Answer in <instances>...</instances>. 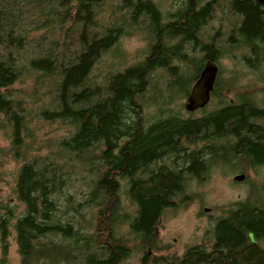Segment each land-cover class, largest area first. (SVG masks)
<instances>
[{
  "label": "trees",
  "instance_id": "trees-1",
  "mask_svg": "<svg viewBox=\"0 0 264 264\" xmlns=\"http://www.w3.org/2000/svg\"><path fill=\"white\" fill-rule=\"evenodd\" d=\"M225 11V43L219 31L203 40ZM165 18L153 0H0V131L9 138L0 166L19 164L13 195L23 206L14 216L0 204L2 263L13 222L20 264H124L134 252L138 264H264L247 237L264 241L263 197L225 208L210 247L160 254L157 234L190 181L217 165L264 167V2L180 0ZM135 35L145 37L143 60L92 79L101 58ZM236 55L255 76L248 85L223 79L219 63ZM207 64L217 68L207 105L220 106L198 118L141 117L157 102L145 98L156 74L167 77L170 105L188 99ZM35 120L67 134L37 136Z\"/></svg>",
  "mask_w": 264,
  "mask_h": 264
},
{
  "label": "rangeland",
  "instance_id": "rangeland-1",
  "mask_svg": "<svg viewBox=\"0 0 264 264\" xmlns=\"http://www.w3.org/2000/svg\"><path fill=\"white\" fill-rule=\"evenodd\" d=\"M153 1L160 9L163 16H166L180 0ZM224 5L225 2L222 3L221 7L225 10L226 6L224 7ZM224 15V21H221V17H218L204 28L203 40L209 35H214L215 32L219 31L218 39L221 43H225L229 36L228 33L230 32V25L233 23V18L228 15L227 11H225ZM220 23L223 27H219ZM146 50L147 46L143 35L122 38L118 45L102 57L97 66H95L91 74L92 79L97 81V83H102L104 76L131 67L143 60ZM186 53H188L187 50ZM237 53L238 52H233V54ZM187 56L197 59L199 55L196 52L193 55L187 54ZM238 61L239 55H236L234 60L230 58L229 60H222L221 63H219V65L223 67V79L226 81V79L231 78L233 75L237 78L239 77V80H237L239 85H248L250 81L255 80V76L245 73ZM160 75L162 74H156L153 77L151 86L148 87V92L145 95L147 102L149 99L151 100L153 98L157 100L156 103H150V106L145 110L144 118L148 123L170 114L182 118H198L204 113H209L220 106L216 100L207 105L204 109L189 114L184 110L188 103L187 99H179L170 105H164V101L167 99L166 96L171 97V93L167 94V77L161 80ZM156 78L160 79V83L156 81ZM162 83L164 85H162ZM229 97H231V95L227 98ZM160 110H164L162 111L163 113L160 112ZM33 123H36V134L40 137L58 139L67 134V127L65 125L41 124L36 122V120L33 121ZM8 147V131H0V150H6ZM18 167L19 164L10 160H7L0 166V204H2V206L9 205L14 216L20 215L23 211V206L16 202L13 195L14 176ZM237 175H243L245 179L242 182H234L233 178ZM251 196L264 198V167H259L255 170L247 169L245 172L241 173L232 170L231 167L217 165L213 167L208 175L201 181H190L187 184L184 196L176 201L177 207L169 209L162 217L157 231L161 246L164 248V251L160 254L181 256L188 248L195 247L198 244H207V242L210 241L209 237L211 235L212 226L217 219L223 216L225 208L237 202H244L248 198H251ZM122 200L124 201V205H127L124 188H122ZM125 209L130 215L133 213V208L125 206ZM0 216H4L1 210ZM12 225L13 222H11L9 226L10 237L8 239L9 248L7 261L5 263L1 262L0 250V264H20V257L17 253V245ZM140 257L141 255L134 252V254L126 259L124 264H138ZM70 264L84 263L76 261V263Z\"/></svg>",
  "mask_w": 264,
  "mask_h": 264
},
{
  "label": "water",
  "instance_id": "water-1",
  "mask_svg": "<svg viewBox=\"0 0 264 264\" xmlns=\"http://www.w3.org/2000/svg\"><path fill=\"white\" fill-rule=\"evenodd\" d=\"M217 75V68L214 65L207 64L199 75V78L194 83L185 110L193 113L197 110L204 109L210 100V92ZM245 179L243 175H237L233 178L234 182H242ZM207 211V210H205ZM248 239L252 245L256 244L252 233H248Z\"/></svg>",
  "mask_w": 264,
  "mask_h": 264
},
{
  "label": "flooded vegetation",
  "instance_id": "flooded-vegetation-1",
  "mask_svg": "<svg viewBox=\"0 0 264 264\" xmlns=\"http://www.w3.org/2000/svg\"><path fill=\"white\" fill-rule=\"evenodd\" d=\"M259 1H261V0H259ZM261 2H264V1H261ZM200 111V110H199ZM215 223V222H214ZM247 237H248V235H247ZM255 239V238H254ZM255 241H256V244L255 245H253V246H255V247H257V248H259V249H261V250H264V242H261V241H257L256 239H255ZM204 245H206V246H211L210 244H209V242H207V244H205V243H203L202 245L201 244H198L197 246H204ZM197 246H195V247H197Z\"/></svg>",
  "mask_w": 264,
  "mask_h": 264
},
{
  "label": "bare ground",
  "instance_id": "bare-ground-1",
  "mask_svg": "<svg viewBox=\"0 0 264 264\" xmlns=\"http://www.w3.org/2000/svg\"><path fill=\"white\" fill-rule=\"evenodd\" d=\"M161 14H162V13H161ZM162 18H165V16H163V14H162ZM156 81L160 83V79H159V78H156ZM162 85H164V84L162 83ZM150 86H151V84H150ZM153 87H154V86H153ZM159 87H160V86H159ZM153 89H155V88H153ZM141 112H142V113H141V117L144 118V117H145V110H142ZM190 114H191V113H190Z\"/></svg>",
  "mask_w": 264,
  "mask_h": 264
}]
</instances>
